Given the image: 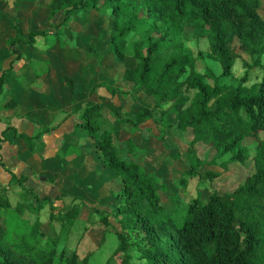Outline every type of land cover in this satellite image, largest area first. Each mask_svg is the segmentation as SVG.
Segmentation results:
<instances>
[{
	"label": "trees",
	"instance_id": "trees-1",
	"mask_svg": "<svg viewBox=\"0 0 264 264\" xmlns=\"http://www.w3.org/2000/svg\"><path fill=\"white\" fill-rule=\"evenodd\" d=\"M40 2L12 0L7 16L13 36L5 42L12 58L6 64L0 61V98L9 74L17 68L18 61L24 60L28 48L38 51L39 39H43L45 50L54 45L68 47L63 30L71 16L80 11L89 14L102 7L108 9L112 20L113 30L105 53L116 61L112 66L115 80L93 84L92 93L105 88L109 96L100 94L99 102L83 100L63 110V118L56 126H35L29 134L5 120L0 145L9 132L23 142L27 151L38 156L46 145L43 135L53 133L70 117L76 119L72 129L76 143L67 142L66 151L75 153L71 160L76 170L85 161L93 160L95 174L106 178L103 185L108 188L107 195L120 200L116 213L121 216L123 232H118L120 244L114 251L120 264H130L132 244L146 264H264V74L259 83L250 86L244 83L245 78L237 85L220 83L221 77L232 74L235 55L231 48L236 42L257 55L255 63L264 69L260 60L264 54V18L259 12V0H44V5ZM32 4L46 9L53 28L28 32L24 29L19 12L24 5L23 10ZM58 14L62 19L55 22ZM190 38L208 40V56L221 64L220 75L208 65L203 71L198 69L205 54L186 44ZM41 61L31 57L27 78L21 80L23 87L43 82L51 71L50 62ZM62 80L75 98V79L64 74ZM137 88L156 106L142 104L137 109L125 110L120 104L114 109L106 108L107 97H122ZM5 106L15 108L17 102L11 99ZM149 120L156 124V137L166 148L171 146V132L184 142V148L174 145L189 158V177H204L198 169L209 150L215 151V158L208 163L211 168L205 172L210 182L249 160L253 171L233 189L222 191L215 187L207 201L196 196L187 199L182 192L188 185L187 174L174 184H167L158 177L156 164L146 158L155 150L141 148L134 137L137 133L146 136L150 128L145 124ZM116 121L129 124L126 135L114 130ZM249 137L256 140L253 155L246 141ZM198 145L204 146L200 152ZM84 148L88 149L87 155L82 152ZM0 165L6 166L1 152ZM11 175L30 199L13 206L0 191V264H90L87 256L81 258L75 250L61 246L54 229L44 231L39 217L32 221L27 216L38 214L46 204L53 208V198L40 196L27 186L26 176L13 172ZM113 180L118 188L106 186ZM162 195L175 206L169 208ZM176 212L180 213V221L174 217ZM78 214L79 208L73 203L59 218L61 224ZM103 221L107 223V217Z\"/></svg>",
	"mask_w": 264,
	"mask_h": 264
},
{
	"label": "rangeland",
	"instance_id": "rangeland-1",
	"mask_svg": "<svg viewBox=\"0 0 264 264\" xmlns=\"http://www.w3.org/2000/svg\"><path fill=\"white\" fill-rule=\"evenodd\" d=\"M10 1L8 0V2ZM32 1H41L40 3L44 5V0ZM259 2V12L264 18V0H259ZM9 8L11 7H6V12L9 11ZM108 13V9L104 7L99 11L93 9L89 14L84 11L74 13L63 30L68 47H60L59 49L62 53L67 50L69 52H76L77 55H82L84 59L90 62L89 67L94 84L111 82L110 78H113L115 72V69L112 68L113 65H116L115 59L105 53L109 48L108 39L113 30L112 20ZM61 19L62 15L58 14L54 20L58 22ZM50 28H53L52 24ZM188 30L192 29L188 28ZM188 36L191 37L190 34ZM186 44L191 48H199L204 52L205 60L198 62V69L200 71H203L204 66L208 65L216 75L222 73L223 68L221 64L208 56L210 45L206 38H190ZM37 47H39V57L38 59L36 58L38 62L39 60H43L41 54L46 51L43 39L38 40ZM231 49L235 55L232 74L221 77L220 83L237 85L243 78H245L244 83L248 86L259 83L262 80L264 69L255 63L258 56L247 52L238 42ZM29 50L32 51L31 47ZM129 54L130 51H127V55ZM260 60L263 64L264 54L260 57ZM127 61L130 62L129 58ZM21 63L22 61H18L17 67ZM106 64L107 66L109 64L108 68L105 66ZM94 67H96L95 70ZM76 68L77 65H75ZM105 68L109 70L108 73ZM192 93L193 91L191 90L188 94L192 95ZM100 94L109 96L105 88H101L98 93L93 95L91 100L99 102L101 100L99 98ZM104 104L107 109H114L122 104L125 110L137 109L142 104L151 107L156 106L152 99L143 94L141 88L132 90L128 95L122 97H107L104 100ZM63 115L60 114V118H63ZM75 120L69 118L61 127L70 130ZM145 126L150 128V131L145 132L146 136L137 133L134 137L138 140L141 148L150 147L155 150L154 153L152 152L153 154L151 153L152 155H148L146 158L151 159L150 161L154 166L156 164L158 177L165 180L167 184L172 185L176 179L187 174L186 169L188 168L187 161L189 158L186 152L179 151L174 145L181 144L184 148V142L179 138L176 139L174 133L171 132L169 141L171 146L170 148H166L163 142L156 137L159 134L156 124L152 120H149ZM114 130L119 131V135H126L130 130V126L126 121H116ZM6 134H9L6 135V139L9 141V138H12L11 133L7 132ZM58 135L60 134L43 135L42 140L46 145L38 156H34L30 151L23 153L22 150L26 147L24 145H22L23 147L19 146V143H23L22 141L13 138L12 141H9L10 144H8L7 140H4L3 145H0V152L6 166L0 165V191L10 200L13 206L17 202L28 203L30 196L25 192L21 184L12 179L11 173L13 172L17 176H26L27 180L25 184L27 186L33 187L40 196L49 195L54 200L53 208L50 204H46L38 214L28 213L27 216L32 221L39 217L44 231L48 232L50 228L54 229L59 235L61 246L75 250L81 258L87 256L90 264H120V258L114 255V251L120 244L118 232H123L120 222L121 216L116 213L120 200L107 195L106 190L108 188H105L103 185L106 178L97 176L98 173L95 174L93 160L85 161L84 166L78 172L73 169V163L69 159L75 153L69 154V151H66L67 142L59 139ZM246 141L250 148V154L253 155L256 140L253 137H249ZM203 149V145H198V152ZM177 150L180 152L179 155H177ZM43 157H48L49 162L41 165ZM51 158H57L58 162L50 163ZM214 158L215 151L209 150L203 165L198 169L199 174L204 177H200L199 175L189 177L187 174L188 185L185 189H182L187 199L196 196L203 201H207L215 187L222 191L233 189L243 181L247 174L253 171L252 162L249 160L243 166L231 167V170L225 173L222 178L215 182H210L209 179L205 178V172L211 168V165L208 163ZM114 183V180L110 181L106 186L118 188V185L116 186ZM162 197L169 208L175 206L173 201L166 200L164 195ZM73 203L78 206L79 214L71 221L64 219L66 223L61 224L59 218L64 215L65 210L70 208ZM185 206L183 204L182 208L185 209ZM52 214L54 218H51ZM103 217H107V223L103 221ZM174 217L177 221L181 219L179 212H176ZM130 254L132 257L130 264H146L145 259L140 256V251L135 244L131 245Z\"/></svg>",
	"mask_w": 264,
	"mask_h": 264
},
{
	"label": "crops",
	"instance_id": "crops-1",
	"mask_svg": "<svg viewBox=\"0 0 264 264\" xmlns=\"http://www.w3.org/2000/svg\"><path fill=\"white\" fill-rule=\"evenodd\" d=\"M11 6L12 0L10 2L0 0V61L5 64L12 58V55L5 44L6 39L13 36V30L9 26V19L7 16L10 10L6 12V7ZM23 7H25V5ZM23 7L19 12V16L21 25L27 32L33 29L50 28L51 23L48 19V14L45 8L38 9L34 4L25 10H23ZM29 49L30 48L26 51L25 58L21 65L9 74L5 85V91L0 98V118H2V121L0 122V133L4 129V122L7 119L10 120L12 125L17 127L20 131L29 134H32L35 126H56L62 119L60 118V114L63 110H69L73 105L80 101L91 100L94 95V93L91 92L94 83L92 81V72L89 67L90 62L84 59L82 55H77L76 52H69V50H67L66 52L64 51L65 54L62 53L59 50L60 46L58 45H54L50 49H47L45 53L42 52L41 54L43 60H48L51 65V71L45 76L44 81H39L38 84L36 83L34 86L31 85L29 88L23 87L21 80L27 78L29 72V60L31 57L37 59L39 57L38 51L32 47V51ZM75 65H77L76 69ZM105 66H107V64ZM95 69L96 67H94V70ZM108 72L109 70H107V73ZM64 74H69L75 79V98H72L68 87L62 80ZM110 80L115 79L110 78ZM11 99H15L17 102L15 108H8L5 106V103ZM68 120L69 119L62 124ZM62 124L53 131V134L59 133V139L65 140L69 143H76V138L72 135L73 125L70 130H66L68 128L65 129L61 127ZM12 140L13 137L9 138V141ZM9 141L7 140L6 142L10 144ZM22 145L24 144L19 143V146ZM25 151H27V148H23L22 152L25 153ZM82 152L87 155L88 149L84 148ZM71 159L72 158L69 160ZM48 162V157H43L41 165ZM52 162H58V159L51 158L50 163ZM84 163L82 167L84 166ZM72 166H74V163ZM73 169L78 172L82 168L76 170L75 167H73Z\"/></svg>",
	"mask_w": 264,
	"mask_h": 264
}]
</instances>
